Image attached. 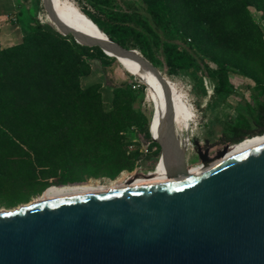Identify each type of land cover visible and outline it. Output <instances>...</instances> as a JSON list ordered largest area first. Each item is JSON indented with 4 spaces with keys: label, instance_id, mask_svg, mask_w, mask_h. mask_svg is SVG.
<instances>
[{
    "label": "rangeland",
    "instance_id": "374dc122",
    "mask_svg": "<svg viewBox=\"0 0 264 264\" xmlns=\"http://www.w3.org/2000/svg\"><path fill=\"white\" fill-rule=\"evenodd\" d=\"M128 1L141 8L164 2L182 38L199 47L210 67L219 62L246 76L244 79L230 77L235 95L216 109V120H206L205 129L200 120L203 112L186 103V100L192 101L188 97L189 78L170 77L175 91L172 139L183 147L180 151L185 154L183 161L230 145L221 137L222 123L232 121L235 107L241 100L239 90L253 82L264 87V0ZM71 2L83 15L82 8L89 9L84 4ZM50 8L53 17L63 26L60 27L48 13L46 0H0V52L6 51V55L9 52L8 58L13 62L7 72L16 63L23 67L26 62L23 53L22 59L19 55L13 61L11 52L17 47L31 54L28 61L32 65L31 76L34 72L37 75L47 63L50 71L55 70L56 65L72 84L71 94L78 91L83 95L76 103L79 122L86 121L90 111L94 117L97 114L113 117L121 149L118 155L103 159L102 163L89 161V155L96 151L87 154L82 138L60 130L67 121L71 123L73 100L59 107L58 90H43L36 79L34 87L26 89L19 80L25 76L17 72L11 85L4 84L6 88L2 93L9 104L7 114L0 116V210L4 211L28 206L47 189L59 185L108 187L158 162L146 160L147 156L158 153L157 147L145 146L140 140L144 126L151 124L154 113L143 79L146 77L130 73L116 59L101 56L99 47L93 46L66 14L59 15ZM33 19L47 25V29L31 33L29 25ZM93 30L96 32L95 28ZM72 40L83 46L81 52L71 48ZM129 75L139 78L141 83L131 82ZM123 81H128V85L116 88ZM202 84L211 93L213 83L203 79ZM242 97L247 99L248 96ZM205 103L206 98H202L200 107Z\"/></svg>",
    "mask_w": 264,
    "mask_h": 264
},
{
    "label": "water",
    "instance_id": "95a60500",
    "mask_svg": "<svg viewBox=\"0 0 264 264\" xmlns=\"http://www.w3.org/2000/svg\"><path fill=\"white\" fill-rule=\"evenodd\" d=\"M88 21L119 58L165 86L157 130L155 115L149 127L162 166L137 170L106 195L74 189L0 212V264H264V138L183 161L171 83Z\"/></svg>",
    "mask_w": 264,
    "mask_h": 264
},
{
    "label": "trees",
    "instance_id": "16d2710c",
    "mask_svg": "<svg viewBox=\"0 0 264 264\" xmlns=\"http://www.w3.org/2000/svg\"><path fill=\"white\" fill-rule=\"evenodd\" d=\"M77 4H84L82 8L84 15L93 22L97 28L120 48L133 52L134 55L146 61L171 85L170 77L183 76L189 78V98L186 100L188 105H195V108L201 114L203 129H205L206 120H214V112L227 100L234 96L235 93L230 82V77L244 79L246 76L223 63L216 62L214 67H210L206 63L204 55L199 47L192 41L182 38L177 30L170 11L164 2H159L156 5L141 8L128 0H73ZM47 29V25L40 23L37 19H33L29 25V31L36 33ZM71 48L76 52H81L83 46L76 41H71ZM23 47L13 49V61L23 53V67H19L16 63L9 73L8 66L11 64L8 58V53L0 52V116L7 114L8 105L4 101L2 95L5 86L11 85L16 78L17 72L23 73L25 77H19L23 82V86L28 88L34 87L35 79L37 85L43 89L53 88L58 90L61 96L59 107L71 100V123L67 121L66 125L60 127L61 132H70L76 137L84 140V150L87 154L95 150L96 153L89 155V161L101 162L103 159L118 155L121 145L117 143V133L115 119L109 115H98L94 117V113L90 111L87 115V120L83 123L79 122V110L77 104L83 98L80 92L71 94L72 84L66 81L62 76V72L57 69L49 70V63L43 66L41 71L34 72L30 75L32 68L30 55ZM101 56L106 59H112L101 52ZM38 57V55H37ZM3 59V61H2ZM36 71V70H35ZM27 73V74H26ZM14 74V75H12ZM131 82L141 83L139 78L129 75ZM147 83L148 81L143 78ZM207 79L213 83L211 93H208L206 86L202 84V80ZM161 82V81H160ZM11 83V84H10ZM5 84V86H4ZM163 85V83L161 82ZM128 85V81L121 82L116 88H122ZM164 86V85H163ZM165 87V86H164ZM146 91V87H144ZM89 89L85 90L88 91ZM77 93V94H76ZM241 100L235 107V114L232 121L222 123L221 137L225 138L228 144H235L246 138L264 134V87L253 82L251 85L246 84L245 87L239 90ZM247 94V99L242 97ZM70 97H72L70 99ZM206 98L204 106L200 107V101ZM152 100V99H151ZM153 103V101H152ZM206 117V118H205ZM111 119V120H109ZM216 120V119H215ZM150 124L144 126L143 137L149 143L158 149V153L152 156H147V161L155 160L160 157V148L158 144L153 143L150 132ZM210 134V132H209ZM229 146V145H228ZM154 170V166L150 169Z\"/></svg>",
    "mask_w": 264,
    "mask_h": 264
},
{
    "label": "bare ground",
    "instance_id": "6f19581e",
    "mask_svg": "<svg viewBox=\"0 0 264 264\" xmlns=\"http://www.w3.org/2000/svg\"><path fill=\"white\" fill-rule=\"evenodd\" d=\"M55 7L52 6V9L59 14V15H67L69 17V20L77 27V29L93 44H96L97 47L100 49L105 50L108 53V57L116 59L119 63H121L127 70L133 73L137 74H142L144 68L137 62L130 60L129 58H119L115 51H113L102 39L103 37L97 35V30L95 27L89 24V21L85 18V16L80 13L75 6L72 4L71 0H53ZM95 28L96 32L93 30ZM99 34V33H98ZM146 79L149 81V87H150V95L151 99L153 101V115H155V119L153 121V130H157V125H158V114H160L163 110L164 107V91H166V88L161 84L160 80L156 79L153 76L149 75H144ZM160 132V129H159ZM264 134L262 135H256L252 136L249 138H246L242 141H239L238 143L231 144L227 147H223L220 150L227 149L230 147L238 146L241 144H245L251 141H256L259 139H263ZM158 166H162L161 163L158 164ZM132 175L125 176L124 178H121L117 181L112 182L108 187H103V186H96V185H90V184H76V185H59L57 187H51L47 189L40 198H38L36 201L33 203L29 204L28 206H22L21 208H27L32 206L33 204H37L38 201H41L43 195H48V194H53L57 192H62V191H69V190H74V189H81V188H90V187H98L101 189H106L104 195L108 193V191L111 189V191L116 190L121 188L125 183L127 182L126 178H132ZM17 209H20L17 208ZM4 210H0L2 212Z\"/></svg>",
    "mask_w": 264,
    "mask_h": 264
},
{
    "label": "built area",
    "instance_id": "2783aa9c",
    "mask_svg": "<svg viewBox=\"0 0 264 264\" xmlns=\"http://www.w3.org/2000/svg\"><path fill=\"white\" fill-rule=\"evenodd\" d=\"M13 21L15 22V21H16V19H15V18H13ZM140 140L142 141V143H144V144H145V146H149V143H147V141L144 139V137H140ZM158 164H160V159H158V162L155 164V166H154V167H157V166H158Z\"/></svg>",
    "mask_w": 264,
    "mask_h": 264
}]
</instances>
